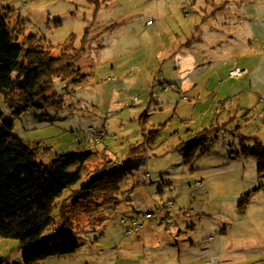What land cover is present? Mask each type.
<instances>
[{"label":"rangeland","instance_id":"374dc122","mask_svg":"<svg viewBox=\"0 0 264 264\" xmlns=\"http://www.w3.org/2000/svg\"><path fill=\"white\" fill-rule=\"evenodd\" d=\"M94 1L0 0L18 43L37 36L55 57L69 43L80 48L89 29L76 63L86 80L53 79L60 108L16 117L0 96L14 135L40 144L46 165L82 150L105 152L113 171L133 147L149 157L123 169L116 193L68 199L63 217L56 208L78 249L36 264H165L177 255L182 264H264V167L259 173L251 155L264 149V9L256 5L264 0H228L224 9L205 0ZM195 21L196 31L179 32ZM186 40L177 75L174 51ZM221 59L230 67L214 69ZM235 67L246 73L231 78ZM90 129L106 136L96 144ZM106 160L94 157L87 171ZM0 264H24L16 240L0 238Z\"/></svg>","mask_w":264,"mask_h":264},{"label":"trees","instance_id":"16d2710c","mask_svg":"<svg viewBox=\"0 0 264 264\" xmlns=\"http://www.w3.org/2000/svg\"><path fill=\"white\" fill-rule=\"evenodd\" d=\"M88 31L80 48L69 43L55 57L52 47L37 36H26L20 45L9 28L4 8L0 7V96L11 114L17 117L29 110L61 107L62 99L53 89V79L76 84L86 80L87 75L81 73L76 63L87 47ZM142 153L133 147L128 155ZM45 155L40 144L16 137L14 121L0 113V238L18 242L24 264L74 253L79 238L70 224L55 221L53 211L58 208L59 216L63 217L64 201L68 199L90 198L96 192L116 193L125 172L113 171V160L105 152L82 150L60 154L48 165L42 162ZM100 155L107 157L106 164L94 173L87 171V165ZM251 155L258 158L261 173L264 149L261 155L257 152ZM81 180L83 184L74 187ZM67 189L71 194L58 206L56 202Z\"/></svg>","mask_w":264,"mask_h":264},{"label":"crops","instance_id":"0c3cea01","mask_svg":"<svg viewBox=\"0 0 264 264\" xmlns=\"http://www.w3.org/2000/svg\"><path fill=\"white\" fill-rule=\"evenodd\" d=\"M205 2H206V4L207 5H210V6H212V7H215V9H216V7L218 8V9H224V8H226V6L228 5V0H223L222 1V3L221 4H216L215 2H214V0H205ZM196 4V3H195ZM250 5H252V4H250ZM256 5H259L260 6V8L261 9H264V2H261V3H256ZM213 13H214V11H212L211 12V15H213ZM193 15L194 16H196V17H198L199 16V13L198 12H193ZM187 18H190L189 16H187ZM206 18H207V16H205V17H203V18H201L200 19V23H206L205 22V20H206ZM199 23V24H200ZM198 23H197V21H195V22H193V23H189L188 25H187V28H182L183 26H181V28H179V32L182 34L183 32H184V34L185 33H189L191 30H197L198 29V26H199V24L197 25ZM180 26V25H179ZM180 29H184L185 31H182V30H180ZM178 34V33H177ZM178 36H179V34H178ZM185 36H187V35H185ZM190 40H186V41H184V42H182L181 44H179V45H176L177 47H176V50L174 51L176 54H177V56H176V63H175V71H176V74L178 75L179 73H182L183 71H184V68H183V62H182V59L178 56V53H182L186 48H188V47H190L189 45H190ZM171 57H173V56H168V58H165V59H170L171 60ZM220 62V66H218L217 68L215 67L214 69H223V68H226V67H230V66H228V64H224L223 62H222V59L221 60H219ZM193 66V65H192ZM191 69H193V68H191ZM177 79H179L178 78V76L176 77ZM192 83H193V87H196L197 85H198V82H194V81H192ZM192 83H191V85H192ZM167 90H168V88H167ZM166 90V91H167ZM139 155V154H138ZM149 159V157H147V160ZM147 162V161H146ZM145 162V163H146ZM213 246L215 245L216 246V244H212ZM217 247V246H216ZM174 254V253H173ZM178 259H177V261H175V259L174 260H169L168 262L166 261L165 262V264H173V263H175V264H182L181 262H180V258H179V255H177L176 256Z\"/></svg>","mask_w":264,"mask_h":264},{"label":"water","instance_id":"95a60500","mask_svg":"<svg viewBox=\"0 0 264 264\" xmlns=\"http://www.w3.org/2000/svg\"><path fill=\"white\" fill-rule=\"evenodd\" d=\"M146 161L147 157L144 155L127 156L121 161L120 166L124 170L137 171L145 164Z\"/></svg>","mask_w":264,"mask_h":264},{"label":"built area","instance_id":"2783aa9c","mask_svg":"<svg viewBox=\"0 0 264 264\" xmlns=\"http://www.w3.org/2000/svg\"><path fill=\"white\" fill-rule=\"evenodd\" d=\"M246 71L245 70H242L241 68L239 67H235L233 68L230 73H229V76L231 78H239L240 76H242L243 74H245ZM89 136L90 138L92 139V141L96 144L100 143L102 141V139L106 136L104 134L103 131H98V130H93V129H90L89 130Z\"/></svg>","mask_w":264,"mask_h":264}]
</instances>
